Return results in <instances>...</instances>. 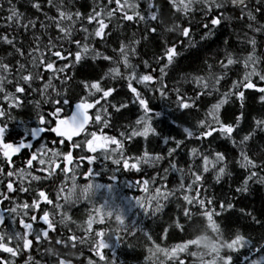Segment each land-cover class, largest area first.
Segmentation results:
<instances>
[{
  "label": "snow or ice",
  "instance_id": "6c2138e0",
  "mask_svg": "<svg viewBox=\"0 0 264 264\" xmlns=\"http://www.w3.org/2000/svg\"><path fill=\"white\" fill-rule=\"evenodd\" d=\"M78 4L0 0V253L8 254L0 264H84L85 249L98 257L87 264H116L105 252L121 232L143 234L147 264L161 255L164 264H185L172 252L184 243L161 247L103 204L78 223L73 209L100 187L77 183L80 161L102 156L117 170H156L134 182L145 193L135 203L152 217L173 198L188 221L219 217L264 186V0H92L89 11ZM157 98L171 110L157 111ZM131 106L138 115L120 138L105 135ZM150 137L161 151H149ZM136 138L143 151L126 158L125 142ZM81 174L91 181L94 172ZM216 185L231 198L210 196ZM217 201L219 212L206 207ZM238 211L264 229V216L247 205ZM223 236L211 264H240L241 253L247 264H264V239L249 244L239 227Z\"/></svg>",
  "mask_w": 264,
  "mask_h": 264
},
{
  "label": "trees",
  "instance_id": "16d2710c",
  "mask_svg": "<svg viewBox=\"0 0 264 264\" xmlns=\"http://www.w3.org/2000/svg\"><path fill=\"white\" fill-rule=\"evenodd\" d=\"M92 0H79L78 7L81 11H89ZM21 10H25V5H20ZM29 13L35 14L34 10L30 7L27 8ZM148 57L145 56V59ZM185 65L189 61H184ZM2 103V101H0ZM103 103V101L101 102ZM154 108L164 111H170L169 105L160 100L159 98L152 101ZM99 107V106H98ZM95 109L90 110V114H94ZM138 115L137 109L135 106H131L128 110L124 111L122 118L116 120L113 124V127L104 129L105 135H114L119 139V131L123 130L122 126L126 125L135 120ZM90 130H96L100 134L99 128L92 127ZM173 135L176 133L173 132ZM144 141L142 138H136L135 141H126V158L127 156H135L141 154L144 148ZM114 147V145H113ZM149 151H161L160 143L155 139L150 137L148 144ZM67 151V147L64 148ZM74 163L68 167L71 169L75 166V161L78 160L81 153L79 150H76L74 153ZM88 155H94L89 153ZM15 164L17 166H23L21 159L13 157ZM132 161H130L131 163ZM167 164L161 166L160 176H163L162 168L166 167ZM116 165L111 164L110 160H104L102 156L96 159L92 164H88L87 160L80 161V170L77 173V183L83 185L84 183L93 182L96 185H99V188L94 190V193L91 197L92 202L81 200L73 209L72 215L77 222H83L87 220L88 213L92 211L93 207H99L101 204L105 205L108 210L113 211L114 213L121 214L129 230L131 231H140V232H150L153 236V239L160 244L161 247H167L171 249L177 244H183L184 247L181 249H172L173 254H177V251L181 259L185 261V264H192L193 258L188 256L186 253L189 252L193 246L200 248L209 249L210 254H215L218 249H223L221 241L224 242V236L231 234L236 228H240L245 234H250L252 241H249V244L254 242H260L264 239V229H261L259 225L252 224L247 218L242 217L238 209L244 205H247V210L253 211L257 216H264V186L255 185L252 193L247 196L246 199H243V202L234 201L236 203V210L225 211L219 217L212 216L210 214H205L203 216L199 214H194L189 218V221L183 217L182 211L177 208V202L173 198L172 202L167 203V206L164 208L163 212L157 217H152L146 213L135 203L136 196H144L145 193L141 191L140 188L135 187L134 182L137 180H143L150 176L156 175V170L146 168L143 172H135L130 170H124L122 166L120 170H117ZM88 168L93 169L92 180H86L82 172H86ZM112 177H115L113 179ZM169 181L175 180V175L169 176ZM71 180L69 179L66 184V189L71 188ZM156 186H159L157 184ZM172 183H167V187L171 188ZM209 195L215 193L217 197L223 199L225 195H228L229 198L233 195L229 193L227 185H216L214 187L208 188ZM6 202L3 207H8ZM44 207V205H41ZM210 207L219 212V201L214 203ZM179 219L183 228H176L174 226V221ZM10 223V222H9ZM170 225H172L170 227ZM113 226H115L113 221ZM221 226V228H220ZM100 226L94 225V228L99 229ZM167 229V233H165ZM223 231V232H222ZM122 241H117L113 238L110 241V247L106 249V256L112 257L116 264H147L145 257L148 255L147 248L150 244L145 240L142 233H137V235L131 236L130 234H125L121 232ZM131 245V247H129ZM223 251V250H222ZM0 255L7 256L6 253H0ZM195 251L192 252V256L195 257ZM162 256V255H161ZM163 257V256H162ZM96 259L94 254L89 253L86 249L84 251V264H87V259ZM240 259V264H247L248 257L241 253L238 257ZM212 259L204 261V264H211ZM22 264V259L20 261Z\"/></svg>",
  "mask_w": 264,
  "mask_h": 264
},
{
  "label": "clouds",
  "instance_id": "9594fccd",
  "mask_svg": "<svg viewBox=\"0 0 264 264\" xmlns=\"http://www.w3.org/2000/svg\"><path fill=\"white\" fill-rule=\"evenodd\" d=\"M221 244L223 245V249H218L217 252L224 250L225 247L224 242L221 241ZM193 251H195L196 255L193 258L192 264H204L205 260L215 258V254H210L209 249L207 248H203V247L197 248L193 246V248H191L187 254L189 256H192ZM157 264H164V258L162 256L158 258Z\"/></svg>",
  "mask_w": 264,
  "mask_h": 264
}]
</instances>
